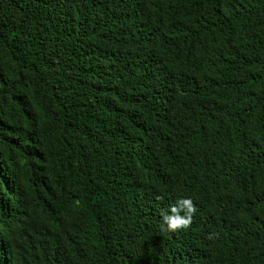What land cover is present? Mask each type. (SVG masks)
<instances>
[{
    "label": "trees",
    "instance_id": "1",
    "mask_svg": "<svg viewBox=\"0 0 264 264\" xmlns=\"http://www.w3.org/2000/svg\"><path fill=\"white\" fill-rule=\"evenodd\" d=\"M0 264H264V0H0Z\"/></svg>",
    "mask_w": 264,
    "mask_h": 264
},
{
    "label": "clouds",
    "instance_id": "2",
    "mask_svg": "<svg viewBox=\"0 0 264 264\" xmlns=\"http://www.w3.org/2000/svg\"><path fill=\"white\" fill-rule=\"evenodd\" d=\"M195 211L196 208L191 199L179 200L176 205L170 208L171 214L162 213L163 225H166L169 231L187 228L192 223ZM181 212L184 214L181 215Z\"/></svg>",
    "mask_w": 264,
    "mask_h": 264
},
{
    "label": "bare ground",
    "instance_id": "3",
    "mask_svg": "<svg viewBox=\"0 0 264 264\" xmlns=\"http://www.w3.org/2000/svg\"><path fill=\"white\" fill-rule=\"evenodd\" d=\"M69 201V200H68Z\"/></svg>",
    "mask_w": 264,
    "mask_h": 264
}]
</instances>
